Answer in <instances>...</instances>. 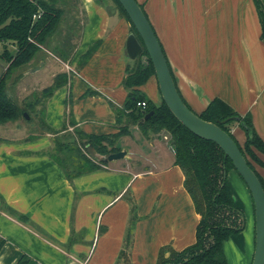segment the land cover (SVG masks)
<instances>
[{"label":"crops","instance_id":"1","mask_svg":"<svg viewBox=\"0 0 264 264\" xmlns=\"http://www.w3.org/2000/svg\"><path fill=\"white\" fill-rule=\"evenodd\" d=\"M136 1L143 6L192 111L199 114L219 98L239 114L249 113L264 142V41L253 0ZM79 2L82 26L65 61L56 58L58 70L49 85L59 73L69 80L47 100L45 121L54 129L72 120L89 135L115 134L116 110L122 109L128 94L123 79L132 61L125 52L130 26L103 1ZM95 44L88 60L79 65ZM47 58L41 60L43 66ZM139 89L154 104L160 103L155 77ZM232 134L244 143L238 126ZM48 136L28 141L5 138L0 143V197L25 217L18 219L0 202L4 241L0 264H16L23 255L27 264H156L160 251L167 257L194 242L198 217L166 135L145 136L132 125L116 140L117 146L127 149L129 160L109 162L104 169L72 180L48 155L36 154L51 147ZM257 156L264 163V155ZM253 166L264 179V168ZM227 177L243 211L244 228L224 241L223 251L232 255L227 264H251V197L234 170ZM131 218L134 224L126 245ZM122 251L126 261L120 258Z\"/></svg>","mask_w":264,"mask_h":264},{"label":"trees","instance_id":"2","mask_svg":"<svg viewBox=\"0 0 264 264\" xmlns=\"http://www.w3.org/2000/svg\"><path fill=\"white\" fill-rule=\"evenodd\" d=\"M113 1L121 16L130 24L131 32L142 44L119 2ZM253 2L260 25V39L264 41V0H253ZM139 5L148 19L143 6ZM62 17L63 8L57 6L54 0H38L36 2L32 0H0V45L2 46L0 60L5 65L0 74V125L24 117V114L28 113V110L34 109L42 99L44 101L43 109L38 113L40 122L45 132L52 134L53 138L48 150L36 154L48 155L60 167L68 180L94 170L104 169L105 163L101 157H106L122 149L116 145V140L129 133V125H137L145 136H148L149 132L159 134L164 131L168 135V144L173 148L174 164L182 171L183 187L191 199L198 220L194 242L180 251H170L167 257H164L163 251H160L156 264H227L223 243L232 235L239 234L244 228V214L234 200L227 177L228 172L234 170L233 165L217 144L202 139L186 129L171 114L163 101L156 105L141 92L139 87L146 83L150 77H155L153 66L144 48L141 54L126 66L123 86L128 90V94L120 111L126 114L128 122L126 125L120 126L115 134L89 135L79 130L72 120L69 123L64 122L60 129H54L46 123V102L55 90L68 83L69 78L65 73L57 74L51 85L43 88L38 94H33V100H25L21 106L10 96L8 81L13 72L28 66L37 53L45 54L46 45L50 43L51 36ZM95 46L96 44L86 51L81 57L79 65L88 60ZM70 51L71 48L67 49L66 54L62 51L59 56H56L66 59ZM162 52L164 53L163 49ZM168 67L181 99L192 110L181 96L169 64ZM16 80L17 78L14 82ZM142 102L145 103L144 107L138 105ZM120 111L116 110V115ZM150 111L152 115L147 120L139 122ZM197 115L203 120L218 125L234 140L264 190V179L251 163L253 161L264 168V163L255 153L257 151L264 155V142L256 133L250 114H239L221 99L214 98ZM65 116L68 117L69 113H66ZM68 124L74 127L72 136L65 135L69 131ZM234 126H238L244 132L243 146L232 134ZM2 142L4 141L0 139V143ZM88 153L91 156H88ZM0 202L3 209L18 219L25 218L10 210L1 197ZM131 210L133 213L134 208L131 207ZM133 224L134 219L131 220L127 231L126 245L130 241ZM3 244L4 241L0 239V248ZM120 258L126 261L127 253L122 251ZM27 262L28 259L23 255L16 264H27Z\"/></svg>","mask_w":264,"mask_h":264},{"label":"water","instance_id":"3","mask_svg":"<svg viewBox=\"0 0 264 264\" xmlns=\"http://www.w3.org/2000/svg\"><path fill=\"white\" fill-rule=\"evenodd\" d=\"M34 2L38 0H32ZM127 14L136 33L142 41H138L134 33H129L125 40V52L130 60H135L143 48L151 61L158 86L159 96L171 114L194 135L217 144L230 159L234 171L241 178L251 197L254 215V249L251 264H264V190L254 171L249 167L246 158L234 140L215 123L201 119L190 110L181 99L174 80L171 76L166 58L160 43L140 5L136 0H117ZM44 64L39 61L36 68L27 69L33 73ZM152 115L148 112L139 122L147 120ZM28 119V116L24 114ZM127 151L121 149L102 157L104 163L114 162L126 158ZM244 226V223H243Z\"/></svg>","mask_w":264,"mask_h":264},{"label":"rangeland","instance_id":"4","mask_svg":"<svg viewBox=\"0 0 264 264\" xmlns=\"http://www.w3.org/2000/svg\"><path fill=\"white\" fill-rule=\"evenodd\" d=\"M102 1L106 3V6L108 8H111L113 10L117 9L113 0H102ZM54 2H56L57 6L63 8V17L57 29L51 36L50 43L46 45L47 51L49 52V54L47 55L48 58L45 57L47 54L46 52L45 54L42 55H39L41 53H37L35 58L33 59L32 64H29L24 68L15 70L8 81V92L19 106H21L25 100L32 101L33 94L35 93L38 94L39 92H41V90L44 87L49 86V84L52 81V74L57 73L58 70L57 64L59 62L56 59L57 58L56 55L59 56L62 51L65 52L66 54L67 49L73 47L75 40L77 38V33L80 30V26H82L81 24L84 18L80 8L79 0H54ZM1 51H2V46L0 45V53ZM45 58H47L45 66L40 67L38 70L34 71L33 73L26 72L27 69L36 68L39 64V61L44 60ZM61 60L65 61L63 57ZM4 66H5L4 63L0 60V74L4 69ZM65 72L72 74L71 71H67V68ZM16 78L17 80L16 82H14ZM43 105H44V101L40 99V101L36 104L34 109L28 110V113H25L28 116V119H26L25 117H20L17 121L5 125H0V139L6 141L5 138H16V139L18 138L20 140L28 141L46 136V134H48L49 135L48 137L52 140L53 135L45 132V129L43 128L40 122V115L38 113L42 111ZM127 122H128V118L126 114L123 112H119L117 125L120 127L126 125ZM67 126L69 131L68 134L65 135L72 136L74 134V129H73L74 127L70 126L69 124ZM131 126L129 125L128 127L131 129ZM160 133L166 135L168 139V135L165 134L164 131H161ZM148 135L157 136V134L155 133L153 134L152 132H149ZM119 145H121V141L119 142ZM240 145L243 146V144ZM125 150L127 149L125 148ZM255 153L260 154L257 151H255ZM87 155L89 156L90 153H88ZM123 159L129 160L127 156L126 158ZM123 159L118 160L117 163H123L122 162ZM130 160L132 163H134L133 157L130 158ZM251 163L253 164L254 162L251 161ZM106 164L107 163H105V166ZM254 164L257 167H260L257 163ZM110 165L113 164L110 163ZM0 208L2 207L0 206ZM132 219L133 218H131V220ZM224 255L226 259L227 257L229 258L231 257L232 259V255L230 251L228 250L225 251Z\"/></svg>","mask_w":264,"mask_h":264},{"label":"built area","instance_id":"5","mask_svg":"<svg viewBox=\"0 0 264 264\" xmlns=\"http://www.w3.org/2000/svg\"><path fill=\"white\" fill-rule=\"evenodd\" d=\"M35 17H36V16L34 15V18H35ZM37 17H39V15H37ZM138 105L144 107V106H145V103H144V102H142V103H138Z\"/></svg>","mask_w":264,"mask_h":264}]
</instances>
